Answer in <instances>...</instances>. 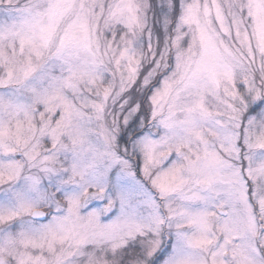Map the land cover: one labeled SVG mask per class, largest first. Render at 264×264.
<instances>
[{
  "label": "snow or ice",
  "instance_id": "6c2138e0",
  "mask_svg": "<svg viewBox=\"0 0 264 264\" xmlns=\"http://www.w3.org/2000/svg\"><path fill=\"white\" fill-rule=\"evenodd\" d=\"M0 264H264V0H0Z\"/></svg>",
  "mask_w": 264,
  "mask_h": 264
}]
</instances>
